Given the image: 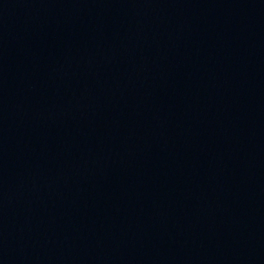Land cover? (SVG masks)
Segmentation results:
<instances>
[{
	"label": "water",
	"instance_id": "95a60500",
	"mask_svg": "<svg viewBox=\"0 0 264 264\" xmlns=\"http://www.w3.org/2000/svg\"><path fill=\"white\" fill-rule=\"evenodd\" d=\"M0 264H264V0H0Z\"/></svg>",
	"mask_w": 264,
	"mask_h": 264
}]
</instances>
